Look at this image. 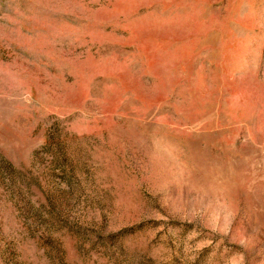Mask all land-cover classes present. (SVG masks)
I'll return each instance as SVG.
<instances>
[{"label": "rangeland", "instance_id": "1", "mask_svg": "<svg viewBox=\"0 0 264 264\" xmlns=\"http://www.w3.org/2000/svg\"><path fill=\"white\" fill-rule=\"evenodd\" d=\"M0 264H264V0H0Z\"/></svg>", "mask_w": 264, "mask_h": 264}]
</instances>
